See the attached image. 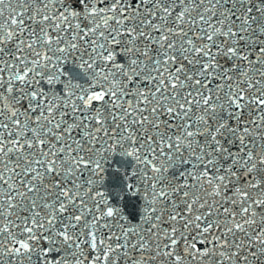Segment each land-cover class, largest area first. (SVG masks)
Instances as JSON below:
<instances>
[{
  "label": "snow or ice",
  "instance_id": "snow-or-ice-1",
  "mask_svg": "<svg viewBox=\"0 0 264 264\" xmlns=\"http://www.w3.org/2000/svg\"><path fill=\"white\" fill-rule=\"evenodd\" d=\"M0 264H264V0H0Z\"/></svg>",
  "mask_w": 264,
  "mask_h": 264
},
{
  "label": "water",
  "instance_id": "water-1",
  "mask_svg": "<svg viewBox=\"0 0 264 264\" xmlns=\"http://www.w3.org/2000/svg\"><path fill=\"white\" fill-rule=\"evenodd\" d=\"M69 70H70V71H73V73H74V74L77 72V70H76V69H73V68H71V66H69Z\"/></svg>",
  "mask_w": 264,
  "mask_h": 264
}]
</instances>
